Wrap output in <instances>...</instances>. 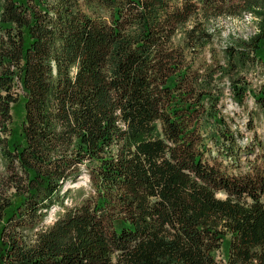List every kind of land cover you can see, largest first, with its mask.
I'll list each match as a JSON object with an SVG mask.
<instances>
[{"label":"trees","instance_id":"obj_1","mask_svg":"<svg viewBox=\"0 0 264 264\" xmlns=\"http://www.w3.org/2000/svg\"><path fill=\"white\" fill-rule=\"evenodd\" d=\"M251 72L264 0H0V264H264V164L223 105L264 110Z\"/></svg>","mask_w":264,"mask_h":264},{"label":"rangeland","instance_id":"obj_2","mask_svg":"<svg viewBox=\"0 0 264 264\" xmlns=\"http://www.w3.org/2000/svg\"><path fill=\"white\" fill-rule=\"evenodd\" d=\"M207 26L211 32L220 33V36L218 34L216 35L214 41V46L217 47L229 42L231 37H248L256 31L254 17H245V15L243 18L222 16L210 20ZM206 53L208 54V51ZM248 81L249 88L252 91H258L260 86L264 84V74L251 72ZM252 93L247 95L243 105H239L234 101L229 88H226L223 97L224 112L232 116L233 128H237L240 131L241 136L239 142L243 145L251 143L256 150L255 154L251 155L249 159H246V155L242 157L241 162L246 165H248L249 160L264 164V145L262 147L260 144H256L258 141L264 142V110L257 105ZM20 102L13 106L14 125L19 123L23 116V108ZM0 170H2L1 163ZM67 187L72 188L71 194L65 201L67 205L82 201L88 196L90 190L88 176L83 174L77 183L67 185ZM55 212L56 210L53 208L47 217L46 224H50L54 220ZM216 255L219 264H225L223 251H218Z\"/></svg>","mask_w":264,"mask_h":264},{"label":"built area","instance_id":"obj_3","mask_svg":"<svg viewBox=\"0 0 264 264\" xmlns=\"http://www.w3.org/2000/svg\"><path fill=\"white\" fill-rule=\"evenodd\" d=\"M250 16H252V18L254 17L251 13L245 14V17H250Z\"/></svg>","mask_w":264,"mask_h":264}]
</instances>
